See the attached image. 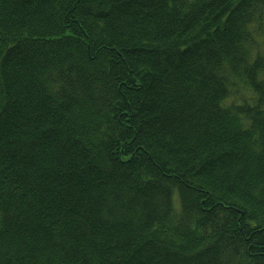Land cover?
<instances>
[{"label": "trees", "instance_id": "16d2710c", "mask_svg": "<svg viewBox=\"0 0 264 264\" xmlns=\"http://www.w3.org/2000/svg\"><path fill=\"white\" fill-rule=\"evenodd\" d=\"M0 264H264V0H0Z\"/></svg>", "mask_w": 264, "mask_h": 264}, {"label": "rangeland", "instance_id": "374dc122", "mask_svg": "<svg viewBox=\"0 0 264 264\" xmlns=\"http://www.w3.org/2000/svg\"><path fill=\"white\" fill-rule=\"evenodd\" d=\"M242 99H244V94H243V96H242Z\"/></svg>", "mask_w": 264, "mask_h": 264}]
</instances>
